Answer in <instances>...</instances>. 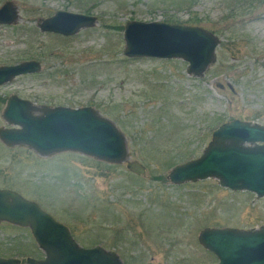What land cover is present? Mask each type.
<instances>
[{
    "label": "rangeland",
    "instance_id": "1",
    "mask_svg": "<svg viewBox=\"0 0 264 264\" xmlns=\"http://www.w3.org/2000/svg\"><path fill=\"white\" fill-rule=\"evenodd\" d=\"M6 2L19 20L0 24V67L37 61L42 71L0 87V128L12 127L3 118L12 95L36 106L92 107L124 133L130 161L146 171L78 153L42 157L0 141V189L38 203L83 244L98 243L124 264H217L199 242L202 230L264 226V197L215 178L169 179L203 155L221 125L264 126V0H0V8ZM58 11L98 23L73 37L42 32L41 20ZM132 21L202 27L221 41L216 61L195 77L182 59L128 58ZM32 242L0 224V255L40 257Z\"/></svg>",
    "mask_w": 264,
    "mask_h": 264
},
{
    "label": "water",
    "instance_id": "2",
    "mask_svg": "<svg viewBox=\"0 0 264 264\" xmlns=\"http://www.w3.org/2000/svg\"><path fill=\"white\" fill-rule=\"evenodd\" d=\"M19 20L11 2L0 8V24L13 25ZM96 17L58 11L41 20L42 32L73 37L93 28ZM128 58L182 59L188 74L202 77L216 61L220 39L196 26L132 21L124 31ZM42 65L26 61L0 67V87L18 77L38 74ZM4 120L12 127L0 128V141L7 147H24L42 157L60 153H78L108 164H127V169L144 175L146 168L130 161L124 133L92 107L36 106L16 95L8 98ZM215 178L223 188L250 192L264 197V126L233 120L213 132L203 155L174 167L169 175L175 185ZM28 227L45 252L46 259H28L30 264H124L118 254L98 246H80L70 230L45 212L38 203L19 193L0 189V223ZM201 245L212 252L217 264H264V226L258 230L205 228L199 235ZM0 264H19L2 259Z\"/></svg>",
    "mask_w": 264,
    "mask_h": 264
},
{
    "label": "flooded vegetation",
    "instance_id": "3",
    "mask_svg": "<svg viewBox=\"0 0 264 264\" xmlns=\"http://www.w3.org/2000/svg\"><path fill=\"white\" fill-rule=\"evenodd\" d=\"M47 212V211H46ZM48 213V212H47ZM50 214V213H49ZM54 219H55V217L52 215V214H50ZM56 220V219H55ZM57 222H59L58 220H56ZM59 223H61V224H63L64 226H66L69 230H70V232H71V235L73 236V238L76 240V242L80 245V246H82L83 248H86V249H90V248H95V247H98V246H101L100 244H98V243H96V244H94V245H92V246H86L85 244H83L81 241H80V239L78 238V236L76 235V233L74 232V230L68 225V223L67 224H65V223H62V222H59ZM0 224H5V225H11V226H15V227H17V230L18 231H21V230H25V231H27L28 232V235H30V237L32 238V240H33V244L38 248V251H39V253L41 254V256L40 257H27L26 259H25V261H24V259H22L19 255H14V256H11V255H6V254H1L0 255V258H2V259H16V260H19V264H24V262H25V264H30L29 262H28V259H35V260H44V259H46V254H45V252L40 248V246H39V244L37 243V241H36V239H35V237H34V235H33V233H32V230L30 229V228H28V227H21V226H17V225H13V224H10V223H7V222H3V223H0ZM17 236H13V238H16ZM101 247H103V246H101ZM19 249L20 248H22V247H18ZM104 248V247H103Z\"/></svg>",
    "mask_w": 264,
    "mask_h": 264
}]
</instances>
